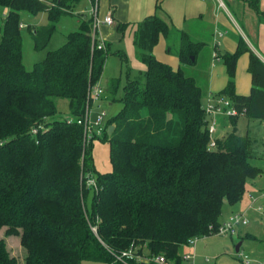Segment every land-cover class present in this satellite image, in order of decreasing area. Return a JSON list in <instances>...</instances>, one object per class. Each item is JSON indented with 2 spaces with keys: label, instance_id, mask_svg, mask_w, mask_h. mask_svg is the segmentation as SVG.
<instances>
[{
  "label": "trees",
  "instance_id": "obj_1",
  "mask_svg": "<svg viewBox=\"0 0 264 264\" xmlns=\"http://www.w3.org/2000/svg\"><path fill=\"white\" fill-rule=\"evenodd\" d=\"M80 1L0 0V264H160L149 260L158 255L183 264L182 246L212 235L224 204L241 202L248 181L263 173L259 141L251 129L237 132V116L230 118L231 132H217V146L209 148L201 86L154 54L161 36L178 33L162 16V0L133 31L137 57L146 65L144 84L127 76L122 109L102 136L89 137L77 120L100 83L112 42L97 48L102 39L93 36V17L86 16L65 44L29 70L21 32L23 12H47L48 22L32 32L35 48L45 49L58 20ZM251 3L259 12L257 0ZM118 28L124 33L127 25ZM205 45L182 34L180 62L194 64ZM248 51L252 89L242 96L235 89L236 65ZM117 52L127 62L125 52ZM224 61L229 79L220 94L250 120H264V62L242 39ZM119 85L120 78L111 79L113 99ZM37 124L43 127L32 136ZM96 139L109 143L110 171L95 168ZM90 173L99 189L88 208ZM12 236L20 237L21 260L8 247ZM131 248L133 257L119 258Z\"/></svg>",
  "mask_w": 264,
  "mask_h": 264
},
{
  "label": "crops",
  "instance_id": "obj_2",
  "mask_svg": "<svg viewBox=\"0 0 264 264\" xmlns=\"http://www.w3.org/2000/svg\"><path fill=\"white\" fill-rule=\"evenodd\" d=\"M99 17L111 13L114 24L100 23L97 36L104 41H110L118 46L129 32L146 17L156 12L158 0H96ZM81 2L89 9L95 6L91 0H81L72 15L77 14L79 22L86 18V12L78 8ZM91 7H90V5ZM258 10L251 0H162V16L169 19L178 29L170 38L161 36L154 47L156 57L173 68L191 69L193 77L201 78V88L204 93V103L209 96L220 94L228 83V71L224 61L226 52L237 50L240 40H244L251 51L264 62V0H257ZM90 15V9L88 11ZM25 25V24H24ZM120 25H127L125 32L119 31ZM38 27V26H37ZM182 34L193 41H204V49L198 54L192 65H183L178 56ZM218 57H214V53ZM126 54V53H125ZM250 52H244L237 61L235 89L238 95L247 96L252 89V74L249 71ZM196 79V78H195ZM218 134L220 137L231 132L230 118H220ZM259 141L257 162L263 168V173L247 183V195L242 199L243 208L250 203L249 196L264 190V120H250L246 115L238 116L237 132L245 134L248 130ZM239 202L236 205H240ZM231 208L235 205H229ZM234 211L231 210L229 215ZM228 215V216H229ZM246 235L251 232H245ZM242 240V244H243ZM241 249V247H240ZM200 260V259H199Z\"/></svg>",
  "mask_w": 264,
  "mask_h": 264
},
{
  "label": "rangeland",
  "instance_id": "obj_3",
  "mask_svg": "<svg viewBox=\"0 0 264 264\" xmlns=\"http://www.w3.org/2000/svg\"><path fill=\"white\" fill-rule=\"evenodd\" d=\"M84 5V2H81L78 8L82 10L80 11L81 13L86 12V15L89 16L88 11L91 8L86 9ZM21 21L23 24H25V26L21 28L23 39V62L25 67L29 70L34 67L35 63L41 61L45 57L48 50H55L65 44L67 42L68 34L78 30L81 26V22H79L77 14H66L61 16L47 47L45 49L38 50L34 46L32 32L37 26L44 25L48 22V13L45 11L39 12L37 14L23 12L21 14ZM119 47L126 53L127 62L122 56L118 54V46H116L115 43H112L111 51L105 63L103 74L100 80V85L104 90V96L103 99L94 105L92 109L93 112L91 114V118L95 120V111L97 110L96 107L100 105V108L105 110L106 117L103 122V129H105L109 120L120 112L124 105L120 98L124 95V85L127 82V76L132 78L138 77L141 84H144L145 80L146 65L138 59L137 50L133 43V37L129 32L126 33ZM128 66L131 67L130 74L127 72ZM186 74L190 76L193 75L190 68L187 69ZM115 78H120V85L117 90L116 97L113 99L111 96H109L108 89L111 79ZM195 78V80H197V82L202 86L203 82L201 78L197 76ZM111 126L115 127V124L113 123ZM93 156L97 171L107 172L112 169L109 158L108 142L98 139L94 140ZM93 193L94 189L91 188L89 197L87 199L88 208H91ZM254 194L259 195L260 192ZM245 195H247V193ZM243 206V201L240 203V205L233 206V208H231L226 202L223 207L220 221L224 222L231 210L234 212L243 211ZM248 215L251 219V222L248 225L242 226L238 235L222 236L212 234L200 238L195 247L196 253L198 254V260L200 259L199 262L204 263L205 257L208 256L210 257V261L207 264H245L246 257L244 255H247V258H249L253 264H264V225L261 224V216L258 213L249 211ZM4 231L5 228L1 231L0 238L5 237ZM245 232H251V234L246 235ZM242 240L244 242L241 245V249L240 251H237L236 245ZM7 243L11 253L21 260L24 255V250L20 244V237H7ZM187 250H189L187 247L182 246L181 252H185ZM240 252H243L244 255L240 254ZM147 254V251H145L144 255ZM82 264L104 263L92 260H84Z\"/></svg>",
  "mask_w": 264,
  "mask_h": 264
},
{
  "label": "built area",
  "instance_id": "obj_4",
  "mask_svg": "<svg viewBox=\"0 0 264 264\" xmlns=\"http://www.w3.org/2000/svg\"><path fill=\"white\" fill-rule=\"evenodd\" d=\"M97 2V1H96ZM95 5V4H94ZM90 15L93 17V36L95 37L97 27L100 23H105L108 25L114 24V19L111 13L105 15L102 19L99 17L98 9L95 6L91 7ZM25 26L23 23L21 27ZM95 47V44H94ZM97 48L103 49L105 48L104 40H100L97 43ZM214 57H218V53H214ZM104 90L102 89L100 83H96L93 85L90 91V103L87 106L84 118L78 119L77 123L84 127L87 135L90 136H102L104 134L103 122L106 117L105 110L100 108V105L97 106V110L95 111L96 119L93 120L91 118L92 109L96 103H98L101 99H103ZM204 110L207 116L208 130L210 134V143L209 148H216V134L218 132V127L220 125V118H231L237 117L244 114V110H240L236 101L231 99L226 95L217 94L215 96H209L204 103ZM43 127L42 125H34L31 128L32 136H37L39 130ZM86 185L94 190H98L99 186L97 184L96 178L93 174H88L85 178ZM250 203L246 209L240 212L231 213L224 222H220L218 228L213 231V234L222 235V236H233L238 235L240 233V229L242 226L248 225L251 222V219L248 215L249 211H254L261 216V224L264 225V190L260 191L259 195L254 193L249 196ZM208 235L203 236H195L188 240L183 247H187L189 250L185 252H181L180 255L183 259V264H207L210 261V257H205V262L200 263L198 260V254L196 253L195 247L200 238L206 237ZM240 251V250H239ZM135 250L133 248L128 251H124L123 254L119 257L122 259L123 257H133ZM243 254V252H240ZM245 264H253V262L247 258V255H244ZM149 260H155L160 264H176L175 262L169 261L164 255H158L154 258H149Z\"/></svg>",
  "mask_w": 264,
  "mask_h": 264
},
{
  "label": "water",
  "instance_id": "obj_5",
  "mask_svg": "<svg viewBox=\"0 0 264 264\" xmlns=\"http://www.w3.org/2000/svg\"><path fill=\"white\" fill-rule=\"evenodd\" d=\"M193 60H194V57H193ZM114 126H110L109 127V132L111 133V131L113 130ZM242 245V241H240L237 245H236V250L239 251L240 250V247Z\"/></svg>",
  "mask_w": 264,
  "mask_h": 264
}]
</instances>
